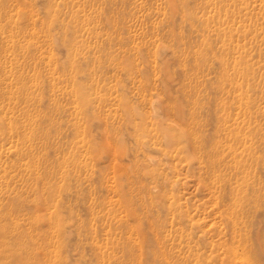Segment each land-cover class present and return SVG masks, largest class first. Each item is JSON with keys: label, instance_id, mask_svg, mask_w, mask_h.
Listing matches in <instances>:
<instances>
[{"label": "rangeland", "instance_id": "1", "mask_svg": "<svg viewBox=\"0 0 264 264\" xmlns=\"http://www.w3.org/2000/svg\"><path fill=\"white\" fill-rule=\"evenodd\" d=\"M0 241L264 264V0H0Z\"/></svg>", "mask_w": 264, "mask_h": 264}, {"label": "bare ground", "instance_id": "2", "mask_svg": "<svg viewBox=\"0 0 264 264\" xmlns=\"http://www.w3.org/2000/svg\"><path fill=\"white\" fill-rule=\"evenodd\" d=\"M2 245H6V243L5 242H3V241H0V259L1 258H7V259H10V263L11 264H25V259L24 260H19V259H17L15 256H13L12 255V253H11V251H9V252H6L5 250H3V249H1V246ZM19 245H21V243L19 242L18 243V246ZM15 247L14 246H11L10 247V249L11 250H13ZM252 250V249H251ZM257 253V252H256ZM251 254H253V252H251ZM245 256V255H244ZM248 256V255H247ZM245 258V257H244ZM247 260V259H246ZM249 261V260H248ZM248 261H246V262H248ZM0 264H2L1 263V261H0Z\"/></svg>", "mask_w": 264, "mask_h": 264}]
</instances>
